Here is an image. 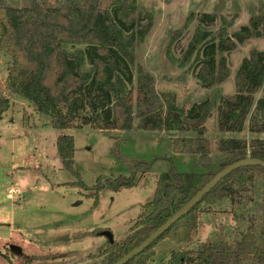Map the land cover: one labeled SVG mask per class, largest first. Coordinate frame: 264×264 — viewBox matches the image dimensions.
I'll list each match as a JSON object with an SVG mask.
<instances>
[{"label": "trees", "instance_id": "obj_1", "mask_svg": "<svg viewBox=\"0 0 264 264\" xmlns=\"http://www.w3.org/2000/svg\"><path fill=\"white\" fill-rule=\"evenodd\" d=\"M58 8H43L37 3L20 9L0 5V52L10 58L5 87L30 101L35 110L49 117L51 127L60 131L56 149L66 170L77 174L74 163V137L67 130L90 125L100 130H130L134 119L143 130L196 132V136L174 137L172 152L198 157L200 172L161 173L150 201L123 239L113 240L97 254L95 264H114L156 231L182 208L216 173L227 165L246 158L264 161V138L250 141L235 137L213 143L201 135L209 116L210 101L204 99L189 108L175 104L168 93H159L156 81L137 67L134 81L132 66L135 43L142 41L151 28V19L137 11V0H71ZM214 15H203L201 23L212 24ZM145 22V23H144ZM259 31L264 35V20L251 17L231 37L220 35L208 41L207 33L196 34L184 61L194 54L198 60L196 79L211 88L227 79L229 70L222 53H229ZM85 46L68 51L64 47ZM87 63L89 69L84 71ZM234 94L222 97L217 117L220 132L242 131L249 118V130L264 133V53L251 49L235 74ZM263 86V95L255 93ZM254 111L251 113L252 106ZM87 108L77 122L79 111ZM8 100L0 88V120L8 110ZM111 154L129 169V175L100 177L94 186L81 180L69 182L98 202V192H118L137 184L136 175L150 163L119 152L117 140ZM261 186L259 217L252 216L238 237L206 240L195 248H186L198 232L202 214H216L212 203L227 198L232 206L253 202L255 189ZM260 223V224H259ZM105 229H94L102 235ZM110 231V230H108ZM111 232V231H110ZM177 248L170 251L168 264H264V167L245 165L233 170L214 185L185 215L174 222L142 252L124 264H150L156 246L162 240Z\"/></svg>", "mask_w": 264, "mask_h": 264}, {"label": "rangeland", "instance_id": "obj_2", "mask_svg": "<svg viewBox=\"0 0 264 264\" xmlns=\"http://www.w3.org/2000/svg\"><path fill=\"white\" fill-rule=\"evenodd\" d=\"M69 1L0 0V5L20 9L37 3L43 8H58ZM137 11L150 18L152 25L132 48L134 81L140 66L153 76L157 91L170 94L179 107L189 108L208 99L209 116L201 135L213 143L212 155L217 154L215 141L219 138H264V133L249 130V118L240 132H220L217 128L222 97L234 94L235 74L249 51L264 53V35L257 31L258 36L255 33L234 51L220 54L218 58L227 61L229 74L211 88H204L196 79V54L184 61L196 34L207 33L208 41H217L220 35L231 37L251 17L264 20V0H137ZM203 15H214V22L201 23ZM64 48L74 51L85 46ZM9 68L10 58L0 52V88L9 107L0 120V195L11 204H2L0 209V264H95L99 258L91 259L89 254L104 250L109 241L104 235H95L94 229L110 230L114 240L123 239L142 212V205L151 200L161 173L173 167L177 171L202 170L197 156L174 153L169 146L172 138L196 136V132L143 130L137 118L130 130H100L90 125L67 130L74 137L77 174L66 170L56 149L60 131L51 127L49 117L38 113L30 101L5 87ZM88 69L85 63L83 70ZM262 95L263 86L254 96ZM88 111L86 107L79 111L77 122ZM116 140L121 154L150 165L141 168L145 172L136 175L137 184L132 188L118 192L101 189L93 206L94 198L88 195L92 191L69 182L81 180L91 188L100 177L129 175L128 167L110 152ZM10 188L19 192L8 194ZM260 198L261 186L257 185L253 202L232 206L224 198L212 203L217 213L201 215L198 232L185 247L195 248L208 239L231 241L238 237L252 216H260ZM175 248L171 241L162 240L150 264H168L170 251Z\"/></svg>", "mask_w": 264, "mask_h": 264}, {"label": "water", "instance_id": "obj_3", "mask_svg": "<svg viewBox=\"0 0 264 264\" xmlns=\"http://www.w3.org/2000/svg\"><path fill=\"white\" fill-rule=\"evenodd\" d=\"M259 33H256L258 36ZM245 165H259L264 167V161L256 158H246L242 160L235 161L223 169H221L218 173H216L182 208L176 211L171 215L156 231L150 234L143 242H141L138 246L127 252L123 255L118 261L114 264H124L140 252H142L146 247H148L153 241H155L165 230H167L174 222H176L179 218L185 215L194 205H196L199 200L214 186L216 185L223 177L237 169L238 167ZM108 241L113 242V235L110 231L106 230L102 232Z\"/></svg>", "mask_w": 264, "mask_h": 264}, {"label": "crops", "instance_id": "obj_4", "mask_svg": "<svg viewBox=\"0 0 264 264\" xmlns=\"http://www.w3.org/2000/svg\"><path fill=\"white\" fill-rule=\"evenodd\" d=\"M13 189H16V192H14V193L19 192V190L17 188H10V189H8V194H13V192H9L10 190H13ZM20 200H21V198H20ZM2 204H4L5 206L6 205H9V206L11 205L10 203H6L5 201L1 200V195H0V209L2 208ZM0 223H1V218H0Z\"/></svg>", "mask_w": 264, "mask_h": 264}, {"label": "built area", "instance_id": "obj_5", "mask_svg": "<svg viewBox=\"0 0 264 264\" xmlns=\"http://www.w3.org/2000/svg\"><path fill=\"white\" fill-rule=\"evenodd\" d=\"M11 192H16V189L11 190Z\"/></svg>", "mask_w": 264, "mask_h": 264}]
</instances>
